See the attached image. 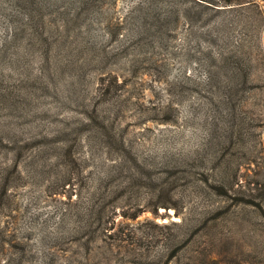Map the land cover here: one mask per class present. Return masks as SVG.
Here are the masks:
<instances>
[{"label":"rangeland","instance_id":"obj_1","mask_svg":"<svg viewBox=\"0 0 264 264\" xmlns=\"http://www.w3.org/2000/svg\"><path fill=\"white\" fill-rule=\"evenodd\" d=\"M0 264H264V0H0Z\"/></svg>","mask_w":264,"mask_h":264},{"label":"trees","instance_id":"obj_2","mask_svg":"<svg viewBox=\"0 0 264 264\" xmlns=\"http://www.w3.org/2000/svg\"><path fill=\"white\" fill-rule=\"evenodd\" d=\"M112 76H113V80L117 82V77L115 75H112ZM102 80H103L102 85H104L103 89L106 90L108 88L107 83H109V81L106 78H103Z\"/></svg>","mask_w":264,"mask_h":264}]
</instances>
